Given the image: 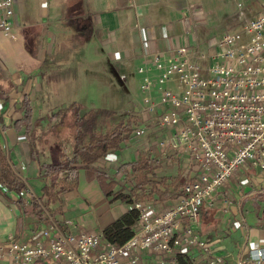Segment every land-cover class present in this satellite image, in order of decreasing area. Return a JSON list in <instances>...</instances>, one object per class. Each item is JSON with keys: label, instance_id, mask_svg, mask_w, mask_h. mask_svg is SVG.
Segmentation results:
<instances>
[{"label": "crops", "instance_id": "1", "mask_svg": "<svg viewBox=\"0 0 264 264\" xmlns=\"http://www.w3.org/2000/svg\"><path fill=\"white\" fill-rule=\"evenodd\" d=\"M13 1L20 27L17 40L0 36V147L25 189L21 194L24 203L20 206L16 203L18 194L0 189V264L10 263L7 248L11 241L34 243L39 229L48 224L45 216L31 204L33 198L40 199L43 195L40 163L59 161L62 155L57 154L70 145L60 131L55 130L61 115L55 112L53 105L66 103L65 109L79 105L81 112L95 108V94L81 93L82 89L95 88L94 76L83 77L81 73L104 72L111 68L114 73L123 71L127 77L132 74L137 77L136 69L143 63L144 55L180 46L194 50L195 42L199 45L209 21L199 10L207 7L209 1L215 3L210 4L212 8H219L223 2ZM261 1L264 5V0ZM236 26L237 21L228 29ZM199 49L207 52V44ZM138 85L139 80L137 90ZM23 101L30 106V136L22 123ZM159 134L157 129H152L145 136L132 139L122 151L99 160L91 169H79L76 188L64 195L59 212L49 213L53 220L75 237L103 234L106 227L129 210L130 204L112 195L107 197L95 170L104 171L107 182L115 184L113 194L118 191L129 194L119 189L117 173L131 171L130 164L145 154ZM153 167V173L167 178L169 184L183 179L184 168L172 162L162 171ZM157 186L164 192L163 186ZM173 188L170 186L168 190L171 198L160 199L161 209L174 202L178 192ZM200 211V237L217 242L223 264H256L248 253L264 247V171L250 166L235 171L215 192L212 204H203ZM33 264L68 263L50 255ZM177 264H203V261L196 254L192 258L180 257Z\"/></svg>", "mask_w": 264, "mask_h": 264}, {"label": "built area", "instance_id": "2", "mask_svg": "<svg viewBox=\"0 0 264 264\" xmlns=\"http://www.w3.org/2000/svg\"><path fill=\"white\" fill-rule=\"evenodd\" d=\"M232 1L237 26L208 41L207 52L196 42L192 51L188 46L157 51L144 55L136 69L142 100L130 110L139 119L133 139L157 129L159 138L145 158L156 170L168 162L184 168L174 202L161 209L156 193L141 201L132 196L129 209L138 220L121 246L103 234L75 237L40 204L47 226L34 243L10 242L9 264H33L50 255L68 264H177L196 254L203 264H223L217 242L200 237L201 207L212 204L235 171L246 166L264 171V13L249 17L244 0ZM13 5L0 0V36L10 41L20 28ZM116 180L119 189L140 192L131 171L119 170ZM144 190L148 195L151 187ZM248 254L256 264L264 261V247Z\"/></svg>", "mask_w": 264, "mask_h": 264}, {"label": "trees", "instance_id": "3", "mask_svg": "<svg viewBox=\"0 0 264 264\" xmlns=\"http://www.w3.org/2000/svg\"><path fill=\"white\" fill-rule=\"evenodd\" d=\"M132 106L127 111H123L121 116L117 111L107 109L90 108L81 112L82 108L74 104L65 109L66 112H71L73 116L71 137L66 141L70 145L64 147L66 151L62 152V158L59 161L40 163V177L44 184L41 189L43 195L40 199L33 198L31 200L35 211L41 212L40 204H42L50 214L59 212L63 206L64 195L77 186L79 169L89 170L107 155L118 153L124 149L125 145L133 139V131L139 123V119L130 113ZM20 108L25 110L22 123L25 127V133L30 136L32 125L30 106L23 101ZM64 113L63 111V115ZM58 114L60 113L58 112ZM130 168L136 178L135 190H139L138 193L132 191L129 194H124L118 191L113 194L112 188L115 184L107 182L108 176L104 171L95 170L99 185L107 197L112 195L113 198L122 199L131 205L132 196L141 201L149 198L152 193H156L159 199L163 201L172 197V194L168 192L170 186H174L175 193L180 189V184L177 181L169 184L166 182L167 178L157 177L153 173V165L144 155H140L137 162L131 163ZM158 184L164 187V192L157 188ZM146 185L151 187L148 195L145 194L147 192L144 190ZM1 188H6L7 191L19 195L17 205L20 206L24 203L21 194L25 186L15 174L0 147ZM137 220V211L130 208L103 230L105 241L116 246L123 245L133 235Z\"/></svg>", "mask_w": 264, "mask_h": 264}, {"label": "rangeland", "instance_id": "4", "mask_svg": "<svg viewBox=\"0 0 264 264\" xmlns=\"http://www.w3.org/2000/svg\"><path fill=\"white\" fill-rule=\"evenodd\" d=\"M208 3L207 7L203 6L204 8L199 10V12L204 14L206 19L209 20L207 25L204 26L206 28L205 34L200 38L201 42L198 43V46L202 49L207 44L206 40L210 41L214 38H218L225 28L228 29L234 27L237 15V10L232 0H223L219 8H212L210 6V4H215L214 2L209 1ZM244 3L245 12L249 17H254L264 12L262 11L264 5L261 0H244ZM110 70L111 68L104 72L97 71V73L94 72L90 74L81 73V76L83 77H86L87 75L90 77L94 76L92 80L95 85L94 89H82L81 93H84L85 95H92L94 93L95 108L115 110L118 112L119 116H121L122 112L130 109L133 103L136 104L142 100L141 95L137 90V81L139 79L138 76H133V74L132 76L127 77L125 72L117 71V69L116 73ZM121 75L126 77L125 81L120 80ZM169 87L173 88L174 86L170 85ZM53 106H56L54 107L56 109L55 112H59L61 115V120L55 127V130H57V132L59 130L65 141H68L71 137L73 116L71 112H66L67 110L65 111L66 103ZM63 111L65 112L64 115ZM57 155H62V153Z\"/></svg>", "mask_w": 264, "mask_h": 264}]
</instances>
